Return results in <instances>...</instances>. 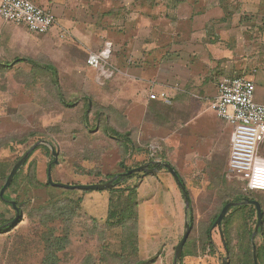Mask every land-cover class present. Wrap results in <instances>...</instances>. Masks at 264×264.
Instances as JSON below:
<instances>
[{"label":"rangeland","instance_id":"1","mask_svg":"<svg viewBox=\"0 0 264 264\" xmlns=\"http://www.w3.org/2000/svg\"><path fill=\"white\" fill-rule=\"evenodd\" d=\"M259 4V0L61 1L55 11L56 27L44 35L0 18L5 34L0 64V190L15 163L35 144L44 140L58 152V165H54L51 148L37 146L16 184L6 192L10 201L18 203L22 218L11 231L0 233V264H141L151 260L174 264L186 219L184 196L177 186L176 198L175 191L166 190L167 181L160 178L159 186L155 178L137 174L130 185H137L141 175L147 177L139 183V218L136 222L129 213L125 226L112 227L108 209L103 208L109 190L66 191L47 185L50 165L55 182L90 185L124 173L121 163L133 169L150 156L163 157L175 167L190 196L195 243L189 249L193 255L181 264H222L226 257L232 264H245L251 245L264 248V220L255 238L249 235L256 231L254 207L231 213L226 228L229 254L218 228L211 230L214 247L201 240L224 205L237 202L238 197L259 201L264 212V145L253 172L231 173L230 145L218 132L221 119L211 109L222 78L250 79L254 74L256 56L247 43L257 44L252 37L256 30L246 27L253 26ZM259 13L264 15V10ZM189 16L200 28L191 46L186 34L181 35L191 29L193 22L183 19ZM67 18L74 22L69 28L64 23ZM235 23L245 28L233 27ZM148 26L150 39L144 45L156 44L159 51L151 50L143 60L140 47L143 28ZM63 30L68 31L64 38L60 37ZM242 41L244 47H240ZM108 42L114 45L108 65L118 68L111 77L87 65L88 55ZM129 45L140 53L132 60ZM177 45L179 55L173 53ZM183 47L191 54L183 52ZM209 49L221 59H215ZM195 50L197 54L192 53ZM129 60L133 68L127 75ZM160 69L167 84L173 81L182 89L175 91L171 85L170 94L166 92L169 102L151 99ZM171 72L180 76L172 80L166 76ZM143 82L149 99L144 108ZM202 111L213 120L215 136L211 128L201 127V119L196 120ZM127 139L132 142V153L127 152ZM15 215L0 199V224ZM131 228L140 242L138 237L136 243ZM155 231L165 239L172 235V245L163 244L164 240L151 242L149 236Z\"/></svg>","mask_w":264,"mask_h":264},{"label":"built area","instance_id":"2","mask_svg":"<svg viewBox=\"0 0 264 264\" xmlns=\"http://www.w3.org/2000/svg\"><path fill=\"white\" fill-rule=\"evenodd\" d=\"M0 18L24 26L30 33L48 34L57 25L54 13L37 6L31 0H0ZM65 37V34L62 35ZM112 54V46L90 53L87 65L111 77L113 71L105 66ZM169 102L165 93L151 95L152 100ZM211 109L222 120L233 126V139L228 159L229 171L253 172L264 145V104L256 100V84L244 77H226L218 84V92Z\"/></svg>","mask_w":264,"mask_h":264},{"label":"crops","instance_id":"3","mask_svg":"<svg viewBox=\"0 0 264 264\" xmlns=\"http://www.w3.org/2000/svg\"><path fill=\"white\" fill-rule=\"evenodd\" d=\"M33 3H35L37 6H39V7H41L42 9H44V10H46V11H51L52 13H54L55 14V11H57L58 9H59V4H60V2L62 1V2H66V4L69 2V1H71V0H31ZM263 1L264 0H259V5H258V8H257V10L256 11H258V13H257V18H255V20L253 21V26H248V27H246V29H252V28H254L256 31V33H253V38L254 37H256L257 39V44L256 43H250V42H248L247 43V46H249V47H247V49H250V52H251V54L252 55H255L256 57L255 58H253V62H252V65H255L254 67H255V69L253 70L254 71V74H252V76L250 77V79L251 80H253L254 82H255V84H256V100L258 101V102H260V103H263L264 104V70H260V68H261V66L263 65V67H264V15H262L261 13H259V12H263V10H264V4H263ZM58 12V11H57ZM56 16V15H55ZM206 16V15H205ZM193 17V16H192ZM148 19V18H147ZM184 20H186L187 19V21H189L188 19H191V17L189 16V17H187V18H183ZM146 20V19H145ZM150 21H152V20H149V21H147V24H149L148 22H150ZM160 21V20H159ZM146 22V21H145ZM162 22V21H161ZM189 22H193L192 23V26H191V29H189L188 28V31L186 32V31H183V32H181V35H184V34H186L185 35V39L187 40L186 42L188 43V45L189 46H191V44L193 43V40H195V35H196V33L197 32H199V30H200V28L199 27H197V29H196V27H195V25H196V22H197V20L195 19V18H193V20L192 21H189ZM64 23H65V26H67L68 28H69V26L71 27L72 25H73V21L71 20V19H69V18H67V19H65L64 20ZM162 24H164V23H161L160 25H162ZM239 24V23H238ZM237 23H235L234 25H233V27H238L239 29H244L245 27V24L244 25H242V24H240V25H238ZM176 27V26H175ZM174 27V28H175ZM238 28H236L234 31H237V29ZM202 29H204L205 30V27H203ZM238 29V30H239ZM54 30V29H53ZM149 26H148V28L146 29V30H144V28H143V47H140V48H143V51H140V52H143V60L145 59V56H146V54H148V53H150L151 52V50H154V51H159V48H158V46L156 45V44H148V45H144V43L146 42V41H149V39H150V33H149ZM175 30L177 31V29L175 28ZM66 32V34L68 33V31H66V30H63V32H60L61 33V35H60V37L63 35V33H65ZM186 32V33H185ZM252 33V32H251ZM177 34H179V33H177ZM140 37V36H139ZM179 38V37H178ZM66 39V38H65ZM140 39V38H139ZM4 44H5V34H4V31H3V25H2V22H0V64L1 63H3V61H4V59H3V57H4V49H3V46H4ZM107 45H111L112 46V51H113V48H114V45H113V43H110V42H108V43H106L100 50H98V51H93L92 53H97V52H100V51H102ZM240 47H244V43H243V41H242V43H240ZM178 46V49H175V50H173V53H177V55H179L180 53H182V52H180L181 51V47H180V45H177ZM179 48H180V50H179ZM136 49L137 48H135V47H132V45H129V47H128V50H127V53L129 54V57L131 58V60L133 59V57L135 58V56H133V55H137L138 56V54H140V53H137L136 52ZM130 50H132V52H130ZM134 50V51H133ZM261 50H262V52H261ZM183 52H188L189 54H191L190 53V51H189V49H186V48H184L183 47V50H182ZM245 51V50H244ZM196 52V54H197V50H195V51H193L192 53H195ZM209 53L211 54V55H213L214 57L216 56L215 55V51H213V50H210L209 49ZM262 53V54H261ZM221 54H225V52H223V53H221ZM89 56V55H88ZM133 56V57H132ZM138 58H142V54H141V57H138ZM191 58V57H190ZM218 58V60L219 59H221V57L220 56H218V57H215V59H217ZM129 59V58H128ZM131 60H129L128 61V63L129 64H127L126 66H127V75L129 74V72H130V69L131 68H133L132 66H131ZM229 64H231V61L229 62ZM257 65V66H256ZM109 67H108V69L107 70H109V71H114V74L112 75V76H114V75H116L115 73L117 72V70H118V68L117 67H114L112 64H110V65H108ZM111 66L113 67V68H111ZM158 66V65H157ZM228 68H232V67H228ZM129 69V70H128ZM233 69V68H232ZM137 70H139V69H137ZM173 71H174V68L172 69ZM245 72V71H244ZM169 76V77H171V79L173 80V78L174 77H179L180 75L179 74H176L175 72H171V73H166V76ZM223 79V78H222ZM221 79V80H222ZM220 80V81H221ZM219 81V82H220ZM154 86H153V92L156 94V95H161L162 93H165L166 95H167V93L168 94H170L167 90L168 89H171V85L172 86H175V91L177 90H179V91H181L182 89H179V85H178V83H176V82H173V81H171V82H169L168 84L166 83V80H165V76H164V74H163V72H161V69L159 70V72L157 73V75H156V81H154ZM154 87H157V88H159L158 90L157 89H154ZM144 88H145V86H144V82H143V108H144V103L145 102H148V97H147V93H146V90H144ZM167 92V93H166ZM217 92H218V89H217V91H215V98H216V96H217ZM186 94V93H185ZM167 97L169 98V95H167ZM183 98L185 97V95H183L182 96ZM193 98V97H192ZM194 98H196V96L194 97ZM215 98H214V100H215ZM157 100H160V101H163V99H161V98H159V99H157ZM202 113V115H199V118H196V120L198 119V121H199V119H201L199 122L200 123H202V125H201V127H203L204 129L205 128H211L212 130H211V132H212V134L214 135V133L215 134H217V131H215L216 130V128H215V124H214V126H213V124H212V119H211V117H210V115H208V117H205V115H206V113H205V111H202L201 112ZM201 117V118H200ZM212 120V121H211ZM221 123H219V125H220V131H218V132H220V135H222L225 139H226V141L227 142H229V147H231V143H232V139H233V126L232 125H230L229 123H227L226 121H224V120H222L221 119V121H220ZM215 136V135H214ZM230 151V150H229ZM155 161H165V159L162 157V159H157V160H155ZM144 162H146V163H144ZM148 163H151V162H149V161H143V165H145V164H148ZM132 168H135V166L134 167H132ZM147 176V175H146ZM146 176H143V177H138L139 178V180H138V182H137V196H136V198H137V203H138V208L137 209H139V199H138V191H139V183L143 180V183L146 181V179H147V177ZM150 177H153V178H155L156 179V182L158 181V185L160 186L161 184H160V182H159V180H160V178H162V180L165 182V181H167L166 183H167V191H169V192H171V193H173L175 190H177V185H175V181H174V183H172L173 182V177L168 173V171H166V170H164V169H162V170H160V171H158L157 173H154V174H151V175H149ZM135 179V178H134ZM130 182H132V180H129V181H127V183H125V185L124 186H135V185H130V184H132V183H130ZM127 184H129V185H127ZM165 188V187H164ZM172 188L174 189V190H172ZM171 190V191H170ZM114 193H112L111 191H109L106 195H105V204L103 205V208H106V209H108L109 208V202H110V199L111 198H113L114 197V195H113ZM173 194H175V196H176V198H177V194L178 193H176V191L173 193ZM155 197V196H154ZM153 197V198H154ZM92 198V197H91ZM158 199V198H157ZM102 208V207H101ZM164 227V225L163 226H161V228H163ZM157 230V229H156ZM172 230H173V228H172ZM139 235H140V233H139ZM150 238H151V242H153L154 244L155 243H158V244H161V242H162V240H164V242L165 243H163V244H166L167 243V245H169V244H171L172 245V241H171V237H172V235H170V236H168L167 237V239H165V237H163L161 234H158L157 233V231H155V232H152V234H150V236H149ZM140 237H139V242H140ZM179 241V240H178ZM176 244H178V242L176 243ZM139 250L141 251V249H140V246H139ZM144 258H146V257H144ZM170 257H169V254H167L166 255V260L167 259H169ZM162 259V258H161ZM165 260L163 259L161 262H164ZM156 263V261H154L152 264H155ZM158 263V262H157Z\"/></svg>","mask_w":264,"mask_h":264},{"label":"water","instance_id":"4","mask_svg":"<svg viewBox=\"0 0 264 264\" xmlns=\"http://www.w3.org/2000/svg\"><path fill=\"white\" fill-rule=\"evenodd\" d=\"M39 145H47L51 148L52 151V156L54 158L53 164L58 165V152L52 146L51 144L47 143L46 141L42 140L39 143L35 144L32 146L24 155L21 157L14 165L12 168L6 183L0 190V197L1 199H5L4 195L8 188L11 186L16 174L19 172L21 167L25 165V163L29 160L31 154L35 151L37 146ZM166 170L168 173L173 177L177 187L182 191V194L184 196V201H185V210H186V219H185V225H184V232L182 239L178 243L175 249V257H174V264H179L182 259V254L184 247L188 241L189 235L191 233V220H190V200L189 196L187 195V190L185 185L183 184L181 177L179 173L176 171L175 167H173L169 162L167 161H153L151 163L139 166L137 168L130 169L126 173L121 174L122 177L119 179V176L111 179L110 181L106 183H98V184H90V185H67L61 182H55L52 178V165L49 166L48 168V183L55 188H60V189H65V190H83V191H105V190H110L114 187H117L118 185L122 184L126 177L129 175L133 174H140L143 173L144 175H151L154 173H157L160 170ZM12 208L14 209L16 215L15 218L10 221L9 223L0 226V231L8 228L10 226H14L21 218V211L19 207L17 206L16 201L11 200L8 201ZM241 205H251L256 209L257 213V224H256V231L253 233L252 238H255V235L262 229L263 227V211H262V206L261 203L257 200H250L246 199L243 202H229L227 203L224 208L222 209L220 215L218 216L217 220L213 224V228H218L221 239L224 241V235H223V230H222V222L225 219V217L228 215V213L235 207H239ZM253 258H254V264H259L258 261V254H257V247L255 244H253ZM222 264H229L228 258H224L222 261Z\"/></svg>","mask_w":264,"mask_h":264},{"label":"trees","instance_id":"5","mask_svg":"<svg viewBox=\"0 0 264 264\" xmlns=\"http://www.w3.org/2000/svg\"><path fill=\"white\" fill-rule=\"evenodd\" d=\"M87 107H88V110H90V107H91V105H90V103H87ZM116 134V133H115ZM132 142H131V140H128L127 139V145H126V149H127V152H130V153H132V152H134V148H130V144H131ZM136 149V148H135ZM146 153H148V154H150L148 151H146ZM158 158H154V157H149L148 158V160L147 161H149V162H153V161H155V160H157ZM159 159H162V157H160ZM27 163V162H26ZM26 163H25V165H26ZM144 163H146V162H144ZM24 165V166H25ZM143 165V163H140V164H138V165H136L135 167H139V166H142ZM23 166V167H24ZM23 167H21V169L19 170V172L16 174V176H15V178H14V180H13V182H12V184H11V186L8 188V190L10 189V188H12L15 184H16V182H17V179L19 178V176H20V173H21V171H22V168ZM121 167L122 168H124V170H125V172L124 173H126L127 171H129V169H131L130 167H126L125 165H124V163H121ZM176 169V168H175ZM176 171H177V169H176ZM178 172V171H177ZM179 173V172H178ZM123 174V173H122ZM179 175H180V173H179ZM136 176H137V174H133V175H129V176H127L126 177V179H125V181L122 183V184H120V185H118L117 187H114V188H112V189H110L109 191H111L112 193H114L113 195H114V197L113 198H111L110 199V202H109V208H108V222H109V224L110 225H112V227H114L115 225L116 226H125V223H127V215H129V213H133L134 214V217H135V221L137 222V219L139 218L138 217V214H137V208H138V203H137V198H136V196H137V186L135 185V186H124L125 185V183H127V181H129V180H133L134 178H136ZM142 177L144 176V175H141ZM140 176V177H141ZM114 176H111V177H109V180H111L112 178H113ZM122 177V175L120 174L119 175V179L118 180H120V178ZM180 177H181V175H180ZM8 178V177H7ZM181 180H182V182H183V184L185 185V183H184V181H183V179H182V177H181ZM6 181H7V179H6ZM47 185H49V186H51L49 183L47 184ZM52 187V186H51ZM52 188H54V189H58V188H55V187H52ZM7 190V191H8ZM63 190H65V189H63ZM6 191V192H7ZM66 191H71V190H66ZM187 195L189 196V193H188V191H187ZM4 198L5 199H2L5 203H7L8 205H10V203L8 202V201H10L9 200V198L6 196V193H5V195H4ZM189 198H190V196H189ZM0 199H1V197H0ZM246 199H248V198H240V197H238L237 199H235V201H237V202H239V201H242V200H246ZM17 203V202H16ZM227 203H229V202H227ZM226 203V204H227ZM11 206V205H10ZM17 206H18V203H17ZM225 206V205H224ZM262 206V205H261ZM12 207V206H11ZM248 207H252L253 208V206H251V205H241V206H239V207H235V208H233L229 213H228V215L225 217V219L223 220V222H222V230H223V235H224V246H225V249L228 251V254H229V252H230V247H229V243L227 242V240H226V237H227V224H228V219H229V217H230V215H232L231 213L234 211V210H237V209H246V208H248ZM112 209H121L120 211H117V212H113V211H110V210H112ZM14 210V209H13ZM134 210H135V212H134ZM252 210V209H251ZM255 211H256V209H254ZM20 211H21V209H20ZM262 211H263V209H262ZM220 215V213L214 218V220L213 221H211L210 222V224L208 225V227L205 229V233H204V235H205V239H202L201 238V240L203 241V242H205L206 240H208V246H209V248H212V247H214L215 246V244H214V241H213V238H212V228H213V224L215 223V221L217 220V218H218V216ZM21 218H22V212H21ZM21 218H20V220L14 225V226H10V227H8V228H5V229H3V230H1L0 231V233H4V232H7V231H11L13 228H15L19 223H20V221H21ZM13 220V219H12ZM12 220H10V221H12ZM112 220H115V221H112ZM263 220H264V212H263ZM10 221H5V222H2L1 224H0V226H3V225H5V224H7V223H9ZM115 222H117V223H115ZM217 228V227H216ZM132 229V228H131ZM130 229V230H131ZM192 230H193V223H192V221H191V233H192ZM133 233H134V235H135V241H136V243H138V234L135 232V230L134 229H132L131 230ZM219 231V230H218ZM191 233H190V235H189V238H188V241H187V243H186V245H185V247H184V250H183V254H182V259H181V262H180V264L182 263V261H183V259L186 257V256H191V255H193L192 254V252H189V249H190V246L193 244V243H195L192 239H191ZM220 233V232H219ZM249 235H250V237H252L251 236V232L249 231ZM264 237V236H263ZM125 240V239H124ZM222 240V239H221ZM257 247V246H256ZM139 247H138V245H137V250H139L138 249ZM192 248V247H191ZM205 249H207L206 247L204 248L203 247V251H205ZM264 248H262V247H257V254H258V261H259V264H262L261 262H262V260H263V254H264ZM247 256L248 257H246V263L245 264H254V258H253V245H251V250H249L248 251V254H247ZM228 261H229V264H232V261H231V259L230 258H228ZM154 262V260H151V261H148V262H141V264H152Z\"/></svg>","mask_w":264,"mask_h":264}]
</instances>
